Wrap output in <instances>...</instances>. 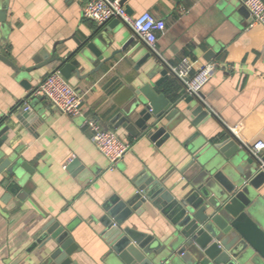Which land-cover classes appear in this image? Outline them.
Masks as SVG:
<instances>
[{"label":"crops","instance_id":"1","mask_svg":"<svg viewBox=\"0 0 264 264\" xmlns=\"http://www.w3.org/2000/svg\"><path fill=\"white\" fill-rule=\"evenodd\" d=\"M87 1L7 0L0 53L20 71L17 74L0 60V126L8 127L0 160L19 159L33 171L23 173L28 192L20 199L5 197L7 190L2 188L0 176V264H41L46 247L31 246L49 220L69 230L78 247L72 256L77 264H109V249L100 234L102 206L110 198L130 199L140 173L145 171L170 194L183 198L199 167L197 157L220 143L213 138L222 135L223 141L233 138L247 147L264 140V26H250L249 17L230 11L241 6V0H127L124 7L130 14L149 11L166 28L157 34L152 48L119 22L115 33L107 32V45L100 43L103 58L109 59L101 64L89 52L90 60L80 53V45L109 23L99 28L83 18L81 9ZM41 49L70 58L67 63L76 67L78 73L65 79L83 94L79 115L61 114L45 98L29 97L56 69V64H50L25 72ZM186 56L196 69L207 60L219 63L199 92L211 114L197 123L185 109L181 83V97L175 102L163 94L164 80L158 86L155 83L162 69L168 70ZM23 78L29 89L21 85ZM143 85L152 86L178 109L169 121L161 120L168 138L159 145L143 133L131 137L109 122ZM90 115L99 116L130 144L111 169L84 125V118ZM72 160H78L83 169L77 167L70 173L66 167ZM121 227L161 242L173 233V225L149 202L129 214Z\"/></svg>","mask_w":264,"mask_h":264},{"label":"water","instance_id":"2","mask_svg":"<svg viewBox=\"0 0 264 264\" xmlns=\"http://www.w3.org/2000/svg\"><path fill=\"white\" fill-rule=\"evenodd\" d=\"M126 1L120 0V3L125 5ZM6 8L7 0H0V30L3 31ZM125 9L129 13L126 6ZM230 11L248 17L242 5L232 7ZM118 23L117 19H112L103 30L93 33L80 45V53L90 60L89 52L100 64L107 62L109 59L103 58L100 43L107 45V32L115 33ZM132 39L122 45V51L128 48ZM69 59H62L54 50L48 53L41 49L32 58L33 65L24 70L32 72L56 64L67 78L72 72L78 73L76 67L67 63ZM0 60L19 73L20 70L2 53ZM160 75L155 82L157 86L168 77L167 69H162ZM21 85L30 88L24 78ZM199 95H187L182 100L185 109L195 116L194 123L211 114ZM177 111L173 102L163 94H158L152 86L143 85L109 122L115 128L122 127L131 137L143 133L159 145L168 138L161 120L169 121ZM7 129V126H0V147ZM218 142L207 155L196 156L199 167L185 197L176 198L160 181L143 171L135 181L137 190L130 199L121 201L115 197L103 204L104 214L99 220L103 230L100 234L109 249V264H264V153L257 158L246 145L233 138ZM77 167L83 169L78 160H72L66 169L75 173ZM32 171L33 168L22 160H0L2 188L7 190L5 197L20 199L27 193L23 173L30 175ZM146 202L173 225L172 235L164 242L121 227L129 214ZM34 247L47 249L41 264H77L72 256L78 252V247L69 230L54 220L42 225L31 246Z\"/></svg>","mask_w":264,"mask_h":264},{"label":"built area","instance_id":"3","mask_svg":"<svg viewBox=\"0 0 264 264\" xmlns=\"http://www.w3.org/2000/svg\"><path fill=\"white\" fill-rule=\"evenodd\" d=\"M240 5L246 8L249 24L264 26V0H241ZM82 17L93 21L97 26L117 19L132 29L134 35L147 46L154 48L158 33H163L165 23L156 19L149 11L133 15L127 12L120 0H88L82 7ZM219 67L216 61H206L199 68L186 56L167 70V76H174L182 84L184 96L194 95L201 91ZM45 98L61 114L75 117L81 113L83 94L69 85L59 68L51 70L29 94L31 98ZM24 110L29 105L24 104ZM91 135L94 147L108 160L109 168L121 160L129 150L130 144L122 140L115 130L109 129L97 115H90L83 120ZM251 154L259 158L263 154L264 140H256L248 146Z\"/></svg>","mask_w":264,"mask_h":264},{"label":"trees","instance_id":"4","mask_svg":"<svg viewBox=\"0 0 264 264\" xmlns=\"http://www.w3.org/2000/svg\"><path fill=\"white\" fill-rule=\"evenodd\" d=\"M162 92L168 97L171 101L175 102L181 97L182 87L180 83L177 82V79L173 76L166 77L161 85ZM223 139L222 135L213 138V142L221 141Z\"/></svg>","mask_w":264,"mask_h":264},{"label":"clouds","instance_id":"5","mask_svg":"<svg viewBox=\"0 0 264 264\" xmlns=\"http://www.w3.org/2000/svg\"><path fill=\"white\" fill-rule=\"evenodd\" d=\"M22 174V173H21Z\"/></svg>","mask_w":264,"mask_h":264}]
</instances>
